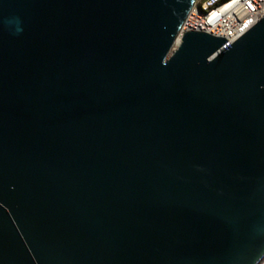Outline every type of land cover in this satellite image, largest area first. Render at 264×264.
I'll return each instance as SVG.
<instances>
[{
    "label": "water",
    "instance_id": "obj_1",
    "mask_svg": "<svg viewBox=\"0 0 264 264\" xmlns=\"http://www.w3.org/2000/svg\"><path fill=\"white\" fill-rule=\"evenodd\" d=\"M193 0H0V264H258L264 16Z\"/></svg>",
    "mask_w": 264,
    "mask_h": 264
},
{
    "label": "built area",
    "instance_id": "obj_2",
    "mask_svg": "<svg viewBox=\"0 0 264 264\" xmlns=\"http://www.w3.org/2000/svg\"><path fill=\"white\" fill-rule=\"evenodd\" d=\"M263 16L264 0H193L173 48L187 31L224 38L227 47ZM258 264H264V257Z\"/></svg>",
    "mask_w": 264,
    "mask_h": 264
}]
</instances>
